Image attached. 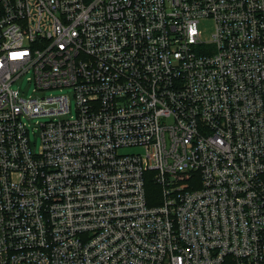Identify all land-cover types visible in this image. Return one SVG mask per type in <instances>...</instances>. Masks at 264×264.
<instances>
[{"label": "built area", "instance_id": "1", "mask_svg": "<svg viewBox=\"0 0 264 264\" xmlns=\"http://www.w3.org/2000/svg\"><path fill=\"white\" fill-rule=\"evenodd\" d=\"M0 264H264V0H0Z\"/></svg>", "mask_w": 264, "mask_h": 264}, {"label": "rangeland", "instance_id": "2", "mask_svg": "<svg viewBox=\"0 0 264 264\" xmlns=\"http://www.w3.org/2000/svg\"><path fill=\"white\" fill-rule=\"evenodd\" d=\"M197 28L200 32V39L203 41L209 40L210 36H211V31H212V23L208 18H203L201 19L198 24H197ZM14 86H16L19 90L23 91V92H28L29 91V84L26 83L24 81V79H18L15 83ZM31 138L33 139L34 142V146L37 145L38 140H37V136H31ZM128 151H136V152H141V150L139 148H130L128 149Z\"/></svg>", "mask_w": 264, "mask_h": 264}, {"label": "trees", "instance_id": "3", "mask_svg": "<svg viewBox=\"0 0 264 264\" xmlns=\"http://www.w3.org/2000/svg\"><path fill=\"white\" fill-rule=\"evenodd\" d=\"M158 191H159L158 185L155 184V182H153V180L151 178L149 179L147 176L145 180V194H146L148 203L156 202L154 201L153 197H155Z\"/></svg>", "mask_w": 264, "mask_h": 264}]
</instances>
